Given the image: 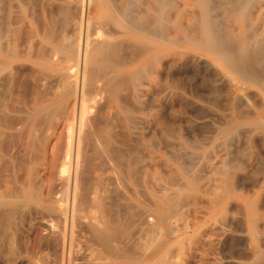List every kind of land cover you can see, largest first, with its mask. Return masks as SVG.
Masks as SVG:
<instances>
[{
  "label": "bare ground",
  "instance_id": "bare-ground-1",
  "mask_svg": "<svg viewBox=\"0 0 264 264\" xmlns=\"http://www.w3.org/2000/svg\"><path fill=\"white\" fill-rule=\"evenodd\" d=\"M3 1L4 7L2 6L3 8L1 9V3H3ZM26 1L27 0H25V2ZM38 1H41V9L38 8V10L41 11L40 16L30 14L28 15V19L25 18V20L27 19L30 23V28L26 32L28 33V35H26L29 39H21V35L18 33L19 30L17 31V28L13 26L14 23L17 22L14 21L15 17H13L12 14V5L15 3L12 4V0H0V11L2 10L0 14V19L2 20V22H0V87L2 86V81L7 80L13 93H11V95H13L11 97H14L11 106L6 104L9 105V107L0 109L2 112L4 111L3 115H0V175H4L7 172L11 175V177L8 176L10 179H7L6 182L0 183V188L4 187L1 189L3 192L4 190H9L10 193L15 194V196L10 199L0 196V204L9 203L12 208V214L17 218L19 217L18 214L21 213L20 203L22 200L41 202L50 210H54L56 205L64 200L66 210H69L68 206L73 210L72 213H70L71 216L69 219L74 222V216L72 215L74 209L78 210L80 207L86 209L84 206L91 202L90 198L92 199L91 196L88 197V193H92L94 188L96 191L98 189L100 193L98 192V194H96L97 196L92 200L93 202L95 201L98 206L102 207L104 218L103 220H101L102 218H97V220L100 219L101 222L99 225L92 228L93 234L97 236L101 242L119 241L124 249H129L131 243L133 246L134 241L137 240L133 239V242H130V245L128 244L129 239H131L130 237L133 235L137 234V236L145 239L150 238V241L141 239V241L143 240L141 245L142 260L140 263L136 264H170L168 261L169 259L165 258L164 254L166 253H164L162 244L159 242L157 243L156 241L158 240L152 238L154 236H150L152 232H157V230H153V228V231H151L148 228H141L142 230L140 232V227H136L138 231L135 234L134 231L132 233L129 230L132 225L130 227L127 224H123L109 215V211H113L114 209L121 211L122 208L121 210L117 208L121 206V204L118 206L116 202L119 199L118 196H116V200H114L113 197L109 199V181L106 176L111 172L115 174L114 172L121 173L123 171L125 174L124 169H126V167L128 169L127 172H130L133 176L139 175V172H137L136 175L137 168H135L134 165L131 168L129 167V165L134 162L133 160L131 162L129 159L131 155L128 157V152L118 150L119 148L114 149L115 145L112 148V142L114 140L120 142L122 145L132 142L129 137V140H127L128 133H126V129L128 125H130L128 123H133L134 121L132 122L131 118L123 116L122 112L133 111L135 107L139 109L136 104L140 102V94H143L142 96L147 94L148 91L151 90L150 88L152 87V83H154L153 81L157 82V80H160L161 82L163 81L164 83L176 86V83L180 82V80L178 81L177 78H174L169 71H171L175 65H180L179 67H182L184 64H190L188 62L195 61L202 68H206L207 66L215 68L218 72L217 78L221 81H219V84L226 85L227 88H229L227 90H230V93H228L230 94V110H228L227 113H222L223 116L221 117H218L219 115L217 116V121L219 122L217 128L215 127L217 129V136L223 138L224 144L229 148L231 145L237 144V142L239 143L242 136H246L252 146L257 148V146L261 144L264 149V0ZM38 1L36 2L37 4H32L34 6L39 4L40 7V2L38 3ZM61 1L69 6L74 5V8L77 9V13H72L75 15L70 19L71 21L66 26V30L59 33L57 32L58 30L56 31V26L60 23L59 18L61 15H67L68 11L65 5L61 6L59 4ZM25 2L24 5L27 6ZM74 8H70L69 10ZM18 16L20 17V15H17V17ZM19 20L24 21L23 17ZM61 21H63L62 18ZM59 26L61 27V25ZM60 27L58 28L60 29ZM201 67L200 69H202ZM216 71L215 73H217ZM204 72L206 71L204 70ZM30 81L35 82V86L31 82L34 86L31 85L30 87V90L33 88L31 94L28 93L31 92L28 90ZM10 92L11 91H9V93ZM225 95L227 96V94ZM256 95L259 97L260 101L259 99L256 100ZM143 102H145V100ZM116 105L120 110L117 109L118 107L114 108ZM255 105L258 107V109H254L256 111L255 113L244 111L255 108ZM0 106H2V104H0ZM109 106H113L115 111L114 114H106L105 110H107L106 108ZM178 110L180 112L181 106H179ZM161 119L163 123L162 126H166L165 129H167V127L171 128L169 121L165 118ZM180 125L181 124H179V126ZM244 125L249 126V130H247L245 134L241 131ZM133 126L134 123L132 127ZM176 126L177 129L178 125ZM181 129L179 128V130ZM124 133H126L127 136ZM177 133L180 132L176 131V134ZM147 142L148 141H146V143ZM135 143H133V145ZM136 145L137 144H135V146ZM12 146L13 149L10 148ZM8 147L11 149L10 154L8 153L10 150L7 151ZM254 148L251 147V149ZM131 150L132 149H130V151ZM251 151H249V153ZM260 152L264 153V150ZM251 153H253V151ZM7 154H9L8 157L6 156ZM96 154L102 157L101 163L99 162V164H97L102 168V173L104 172L103 174H105V176H93L94 178H92L90 173L93 171L92 168L94 164L91 161V157ZM259 155L258 157H261L263 154L259 153ZM182 158H184V156ZM232 158H234V156ZM248 158L251 159V156ZM166 164H168V162ZM95 168L96 167H94V169ZM256 169L263 174L262 183L264 186V165ZM171 173H169L170 178L173 176H170ZM121 175L123 174L121 173ZM141 175L143 174H141L140 168V176ZM156 175L154 174V176ZM189 175L183 177L186 181L184 184H182L183 181H178L177 183V180L172 177L171 179L175 180L176 183L171 182L169 184L174 185V188H167V190L169 189V191L172 192L163 196V193H166L163 191L161 197L159 193V197L155 196L153 201H151V210L156 217H154L153 214H151V216L149 213L147 214L150 217L153 216L150 222L154 220V226L163 224L166 228H170V220L172 219L170 216L171 208L178 201L180 202L183 195L199 188L196 179ZM114 176L116 177V175ZM148 176L149 174L147 177ZM123 177L121 179H123ZM138 177L135 178L137 179ZM169 177L167 181H169ZM180 179L179 177L178 180ZM148 180L150 182V179ZM240 181L242 180L240 179ZM136 183L137 182L134 183L135 186ZM154 184L155 181L153 185ZM254 184L255 181L252 185ZM202 185L200 184V188ZM252 185L250 188H252ZM225 186L228 193L243 188L239 181L234 183L233 178L231 179L230 172L226 173ZM149 189H151L150 186ZM152 191L153 189H151V192ZM63 192L65 195H63ZM117 192L118 191H116V193ZM6 193L7 192H5V194ZM45 193L47 195L44 200L43 195H45ZM94 193L96 192L94 191ZM146 194H142L143 197H146L144 198L146 200L145 202H147L148 199L150 200L148 194L145 196ZM7 196L9 195L7 194ZM143 197L140 199H143ZM95 203L94 206L96 205ZM252 204L254 207L255 203H251V205ZM242 205H244V203H242ZM78 206L80 207L77 208ZM87 209L86 211H88ZM5 210L6 208L4 212H6ZM81 210L84 211V209ZM117 210H115V212ZM125 211L123 212L126 213ZM144 211L146 210H143V212ZM174 211L176 212L177 209ZM180 211L183 210L181 209ZM240 211L242 210L240 209ZM100 212L101 210H99V213ZM99 213L97 215H99ZM124 213L121 214L125 215ZM101 214L102 213H100V215ZM127 214L129 213L127 212ZM239 214L242 215L241 212ZM129 215L131 216L132 214ZM50 216L53 217L54 215L51 213L49 217ZM60 216L58 215L56 217ZM47 217L48 216H46V219ZM146 217L148 218L147 215ZM154 218H157L156 222ZM1 219L3 220V218ZM76 219L77 218H75V220ZM261 219L263 222L264 218ZM55 220L56 219H54V221ZM128 220L127 218V223ZM131 220H129L130 222L128 224L131 223ZM135 220H133V224L137 221L139 222L140 219ZM4 221L5 220L2 222ZM144 222L146 223V221H143V224ZM18 224L19 222L16 221V232H18ZM50 224L51 223H49L47 228H50L49 226L51 225L53 226V224ZM81 226H83V224ZM160 229L162 228L160 227ZM249 229L252 238L254 237L258 242V239L263 234L260 231L261 229H259L255 210L251 216ZM50 230L52 231V229ZM54 230L53 228V232ZM85 232L89 233V230ZM155 234L160 235V232L159 234ZM90 235L91 233H89V236ZM91 238H94V236ZM249 241L251 242V240ZM15 244H17V242ZM15 244L12 245L14 246ZM137 246L139 247V243L135 246L136 248H132L140 249V247L138 248ZM169 247L168 249H170ZM110 249H113V246ZM15 250L13 252L11 249L13 253L16 252ZM109 252L110 250H108V253ZM168 252L169 251H167V253ZM255 253L256 252H254V254Z\"/></svg>",
  "mask_w": 264,
  "mask_h": 264
},
{
  "label": "rangeland",
  "instance_id": "rangeland-1",
  "mask_svg": "<svg viewBox=\"0 0 264 264\" xmlns=\"http://www.w3.org/2000/svg\"><path fill=\"white\" fill-rule=\"evenodd\" d=\"M12 1H13L12 4L15 3L14 5H12V12H13L12 14H13V17H15L14 21L15 22L17 21L16 23H14L13 26H14V28H17V31L19 30L18 33H19V35H21V39H25V38L29 39V37L27 38L28 33H26L30 28V23L27 21L28 15L33 14L34 16H40L41 11L38 10V8L41 9V1L27 0L28 1V2L26 1L27 3L25 2V0H21V1L20 0H12ZM33 1H35V2H33ZM37 1H38V3L40 2V7H39V4L37 6L33 5ZM24 2L27 6L24 5ZM59 4L61 6L65 5L68 9L67 15L66 14L61 15V17L59 18L60 23L59 22H58L59 24L57 23L58 25L56 26V31L58 30L57 32L60 33V32H63L66 30V26L71 21L70 19H72L74 17L73 15H75L72 13H77L76 12L77 9L74 8L75 7L74 5L69 6L63 1L59 2ZM2 6L4 7V1H3V3H1V9L3 8ZM68 6L70 8H74V9L69 10L70 8ZM14 11H17V12H14ZM1 12H2V10L0 11V14H1ZM18 13H20V14H18ZM17 15H20V17L19 16L17 17ZM22 17H23L24 21L19 20V19H22ZM25 18H27V19L25 20ZM61 18L63 21H61ZM16 19H18L19 21ZM0 22H2L1 19H0ZM17 23H19V24H17ZM59 25H61V27L63 29ZM58 27H60V29ZM194 62L195 61L188 62L190 64H184L183 65L184 67L182 65H181L182 67H179L180 65H175L174 68H172V70L169 71V72H171L170 74H172V76H174V78H177L178 81L180 80L181 83L177 82L176 86H172V84H169V83L167 84V83H164L163 81L161 82L160 80H157V82L153 81L155 84L151 82L152 83V87L150 88L151 90L148 91V93L145 94L144 96H142L143 94H140V97H139L140 102L138 104H136V106L139 107V109H137L135 107V108H133V111L122 112L123 116H126L127 118H131L132 122L134 121L133 127H132L133 123H128V124H130V125H128V128L126 129V133H128V136L126 133H124L127 136V140H129V138H130L131 139L130 141H132V142H129L130 145L129 144L122 145L120 142L114 140L112 142V144H113L112 148L115 145L114 149L119 148L118 150L128 152V157L131 155L129 157L130 161L131 162H132V160L134 161L129 165V167L131 168L134 165L135 168H137V171L135 169L136 175H137V172H139L138 173L139 175L133 176L130 172H127L128 169L126 167V169H124L125 170L124 172L126 175L123 173V171L121 172L124 175V177H123V175H121V173H117V172H114L115 174H113V172H111L113 175L111 173H109L108 174L109 176L108 175L106 176L108 178V181H109L108 187L110 188V189L108 188L109 199H112V197H113V199L116 200L115 198H116V196H118L119 199L116 202H117L118 206H120V204H121V206L117 207V208L120 210L122 208L121 211H119L117 209H114L113 210L114 212L109 211V215L112 218H115L116 220L122 222L123 224H127L130 227L132 225V227L129 230L132 233L134 231L135 234L137 233V231H138L137 228H139V227H140V232L142 230L141 228H148L151 231L157 230V232L156 231L152 232L153 234L151 233L152 235L150 234V236L151 237L154 236L155 238L154 237H152V238L154 240H158V241H156L157 243L159 242L160 244H162V246L164 248V253H166V254H164L165 258L169 259L168 261L170 264H264V237H263L264 236V230H263L264 224H262V223H264V219H263V222L261 219V218H264V189H263L264 186L262 183L263 182V174H261L256 169V168H259V167L264 165V163H263L264 157H262V156H264V153L260 152L261 150L263 151L264 149L261 146V144H259L257 146V148L255 146H252L249 143L248 138L246 136L241 137V139H240L241 143L237 142V144H234L236 146L231 145L229 148L224 144L223 138H221L220 136L219 137L217 136V129L216 128H217V125L219 124V122L217 121L218 120L217 116L219 115L218 117H221V116H223L224 112L227 113V111L230 110V102H229L230 94H228V93H230V90H227L229 88H227L226 85L219 84L220 79L217 78L218 72L216 71L215 68L208 67V66L206 68H204V67L202 68L198 63L195 62L196 63L195 64ZM185 67H186V69H185ZM200 67L202 69H204L206 72H204V70L200 69ZM211 69L213 70V72ZM191 71H192V73H191ZM215 71L217 73H215ZM188 72H190V73H188ZM178 75H179V78H178ZM3 82L6 83L7 80L2 81V86L0 87V93H1L0 104H2V106H0V109L5 108V107H9V105L11 106V103L13 102V98H14V97H11L13 95H11L12 90H11L8 82L6 83L7 86ZM31 82L32 81H30V83ZM158 82H161V83H158ZM30 83L28 84L29 85V89H28L29 91L33 90V88L30 90L32 83L35 86V82H32L31 84ZM224 90H226V91H224ZM9 91H11V92L9 93ZM28 93L31 94L32 91L28 92ZM5 94H6V97H5ZM225 94H227V96ZM228 96H229V98H228ZM227 98H228V101H227ZM255 98H256V100L259 99V97H257V95L255 96ZM143 99L145 100V102H143L144 101ZM8 100H10V101L12 100V101L10 102ZM259 101H260V99H259ZM6 104H9V105H6ZM179 106H181L180 112L178 110ZM226 106H228V107H226ZM117 107H118L117 105L114 106V108H117ZM108 108H106L107 110H105L106 114L111 115V114L115 113L113 106H109ZM117 109L120 110L119 107ZM254 109H258V107L255 105V108H253V109L251 108L250 110H244V111H247V112L251 111V112L255 113L256 111ZM3 112H2V110H0V115L1 114L3 115ZM215 112H216V114H215ZM218 113H220L221 115ZM162 116H164V117H162ZM12 117H13V115H12ZM161 118H165L167 121H169V123L171 124V128L167 127V129H165L166 126H162L163 123H162ZM160 120H161V123H160ZM215 122H216V124H215ZM179 124H181V125L179 126ZM176 125H178L177 129H176V127H177ZM179 128L180 129L182 128V129L179 130ZM163 129L165 130V132ZM168 130H171V131H168ZM174 130H175V132H174ZM247 130H249L248 125H244V127L241 129V131H243L244 134L247 133ZM176 131L180 132V133H177L179 136L176 134ZM194 135H196V136H194ZM209 138H211V139H209ZM246 140H247V142H246ZM146 141H148V142L146 143ZM243 141H245V142H243ZM137 142H140V143H137ZM133 143H135L137 145L135 146V144L133 145ZM251 147L252 148L255 147V148L251 149ZM10 148L13 149V146ZM10 148L8 147V149H7V151L10 150L8 152L9 154L11 152ZM249 148H250V150H249ZM130 149H132V150L130 151ZM241 149L243 151H246V152H243ZM16 150H18V149H16ZM251 150L253 151V153H251L252 152ZM249 151H251V152L249 153ZM257 151L260 154H263V155H261L262 158L258 157L260 155ZM235 152H237V153H235ZM9 154H7L6 156L8 157ZM132 154H134V155H132ZM183 156H184V158H182ZM233 156H234V158H232ZM250 156H251V159L248 158ZM101 159H102V157L97 155V154L95 156L91 157V161L94 164L93 168H92L93 171H91V173L93 175L90 173L92 178H94L93 176H95V177L100 176V175L105 176V174H103L104 172L102 173V168H100V166L98 165L99 162L101 161ZM217 159H218V161H217ZM258 161H261V162H258ZM167 162H168V164H166ZM240 162H241V164H240ZM255 162H257L258 164ZM244 164H245V166H244ZM254 165H255V167H254ZM94 167H96L99 170H97L96 168L94 169ZM138 167L141 168V174H143L141 176H140V168H138ZM151 167H152V169H151ZM242 167H243V169H242ZM142 168H143V170H142ZM187 170H189V171H187ZM157 171H158L159 175H158ZM165 172L168 174V176ZM227 172H230L231 179L233 178L234 183L239 181V183L243 187L241 190L236 189L233 191L234 193L233 192L228 193V190L226 189V186H225L226 185V173ZM258 172H259V174H258ZM156 173H157V175H156ZM161 173H163V174H161ZM169 173H171L170 176L173 175V176H171V178L172 177H173V179L175 178V180H177V183H178V181L179 182L183 181L182 184H184L186 182L183 179V177L190 174L189 176L194 177V179H196L197 183L199 184V188H198L199 190L198 189L192 190L189 193H187L188 195L187 194L183 195L182 198L180 199L181 203L178 201L171 208V210L174 208L172 210L173 213L175 212L174 210L177 209V211L173 214L172 211L170 210V216L172 219L170 220V226H169L170 228H166V226L163 224H158V225L154 226L153 225L154 220L150 222V220H152L153 216L155 215V214H153L154 212L151 210V208H152V202L151 201H153L155 196L159 197V193H160V197H161V194L163 193V191L166 192V193H163V196L170 194L172 192V191H169V189L167 190V188H174V185L169 184V183H171V182L173 183V182H175V180H172L169 177ZM5 174H4L5 176L3 174H2L3 176L0 175V183L1 182L4 183L7 181V179H10L8 177V176L11 177V175H9L10 173L7 172ZM148 174H149L148 177H150V178L147 177ZM154 174L156 176H154ZM114 175H116V177ZM112 177L114 178V180ZM122 177H123V179H121ZM125 177H126V179H125ZM135 177H138L137 178L138 180ZM168 177H169L170 182L167 181ZM177 177L178 178L180 177L181 179L178 180ZM202 177H203V179H202ZM139 178H141L142 180ZM147 178L150 179V182ZM135 179H136V181H135ZM240 179L242 181H240ZM138 181H140V182H138ZM154 181H155V184L153 185ZM254 181H255V184H257V185H255V184L252 185L254 183ZM135 182H137L136 186L134 185ZM148 183H149V185H148ZM207 183H208V185H207ZM200 184L201 185L203 184L201 186L202 189L200 188ZM260 184H261V186H260ZM129 185H131V186H129ZM137 185L141 188H139ZM251 185H252V188H250ZM149 186L151 187V189H153L152 192H151V189H149ZM2 188H4V187H2ZM2 188H0V196L4 197L6 199H10L11 197L15 196V194L10 193L9 190H6V191L4 190V192H3V190H1ZM115 188L118 190H116ZM158 189H160V190H158ZM251 189H252V191H251ZM94 191L96 193H94ZM94 191L92 193H90V192L88 193L89 194L88 197L91 196L93 200H94V197L97 196L96 194H98V192L100 193V191H98V189L96 191L94 188ZM116 191H118V192L116 193ZM159 191H161V192H159ZM254 191H255V193H254ZM5 192H7V193L5 194ZM146 193L148 194V196L150 198V200L148 199L147 202H149L151 205L149 203L145 202L146 200L144 198H146V197H143V195H142V194H146ZM153 193H154V195H153ZM155 193H156V195H155ZM7 194L9 196H7ZM147 194L145 196H147ZM46 195H47L46 193H45V195H43L44 200L46 199ZM63 195H65L64 192H63ZM236 195H237V198H236ZM121 196H124V197H121ZM233 196H235V197H233ZM142 197H143V199H140ZM184 197H185V199H184ZM92 199L90 198L91 202L88 205L84 206V207H86V209L89 207L87 209L88 211H86L85 208H82L80 206L77 207V208L80 207V209H78V210L74 209V212L72 214L74 216V219H73L74 222L69 219L71 216L70 213H72L73 210H71L70 206H68L69 208L67 207L69 210H66V207H65L66 205L64 204V200L60 201L56 205V208L54 210L48 209L41 202L22 200L20 203L21 213L18 214L19 217H17V218L14 217V214H12L13 213L12 208L10 207L9 203L0 204V214L2 212H4V209L6 208V210H5L6 212L3 213L4 215L3 214H1L3 216L0 215L1 218H3V220H5L4 222H2L3 220L0 218L1 219L0 220L1 221L0 226H2V227H0V233H1V235H0V264H136V263H140V261L142 260L141 245H142V241H143V240L141 241V239H145V238H141V237L137 236V234L131 236L130 237L131 239H129V241H128L129 245H130V242H133V239H137V240L134 241L133 246L131 243V245L129 246V249H124V248H122V245L119 241H117L118 243L116 241H103V242H101V240H99V238L93 234L92 228H94L95 226L100 224L101 220H103V218H104V214H103L102 207L98 206L95 203V201L93 202ZM194 199H195V201H194ZM254 199H256V200H254ZM94 203L96 204L95 206H94ZM242 203H244V205H242ZM251 203H255L254 207H253V204L251 205ZM132 204H134V205H132ZM1 207H2L3 211L1 209ZM92 207L95 209H93ZM193 207H194V209H193ZM210 208H212V209H210ZM57 209H59L60 211ZM81 209H84V211ZM97 209L101 210V212H100V213H102L101 215L99 213V210H97ZM181 209L183 211H180ZM240 209L242 211H240ZM41 210H43V211H41ZM115 210H117L116 211L117 214H116ZM125 210H127V211H125ZM143 210H146V211L143 212ZM191 210H192V212H191ZM254 210H255V213L257 215V222H258L259 229H261L260 231L263 234L260 236V238H259L260 240L258 239L259 244H258L257 240H255L254 237L252 238V235L250 234V229H249V223H250L251 216H252ZM123 211H125L126 213H124ZM127 212L129 214H132V215L130 216L129 214H127ZM141 212H143V213H141ZM240 212L242 215L239 214ZM47 213H48V215H47ZM51 213L54 216L53 217L50 216L51 217L50 218L49 215ZM85 213H87V214H85ZM94 213H95L96 217H95ZM98 213H99V215H97ZM121 213L122 214L124 213L125 215H122ZM135 213H137L138 215ZM147 213H149L150 216H151V214H153V216L150 217ZM114 214H115V216H114ZM145 214L148 216V218L146 217ZM28 215H29V218H28ZM58 215L59 216L61 215V216L56 217ZM66 215H67V217H66ZM121 215L123 216V218ZM42 216H44V217H42ZM46 216H48L47 219H46ZM143 217L145 220L143 219ZM154 217H156V216H154ZM75 218H77L76 219L77 221L75 220ZM93 218H94V220H93ZM97 218H100V219L102 218V219L97 220ZM127 218L129 220H131V218H132V220H131L132 224L131 223L128 224L130 222L129 220L127 223ZM54 219H56V220L54 221ZM66 219H67V221H66ZM135 219L136 220L140 219V220H139V222L137 221L135 224H133V220H135ZM141 219L143 221H146V223L144 222V224H143V221ZM16 221L19 222L18 232L15 231ZM65 221H66V223H65ZM156 221H157V218L155 219V222ZM244 221H245V223H244ZM62 222H64V223H62ZM79 222H81L83 224V226H81L82 224ZM49 223L53 224V226L50 224L51 225V226H49L50 228H47ZM44 225H45V228H44ZM76 225H78V226H76ZM152 225H153V227H152ZM218 225H220L221 227ZM80 226H81V229H80ZM52 227L55 229L54 232H53ZM160 227L162 229H160ZM50 229H52V231ZM1 230H2V232H1ZM86 230H89V233H91V235H92V236L91 235L90 236L91 237L94 236V238H91L89 236V233L85 232ZM50 231L53 233H51ZM73 231H74V233H73ZM161 231H162V233H161ZM47 232H49V233H47ZM159 232H160V235L155 234V233L159 234ZM246 233H248V234H246ZM38 235H40V236H38ZM162 237H164L165 239ZM90 238L94 239V240H91ZM161 238L163 239V241ZM58 240H59V242H58ZM145 240L150 241V238H147ZM176 240H178V241H176ZM249 240H251V242ZM42 241H45V242H42ZM16 242H17V244H15ZM136 242L139 243L140 249H134V248H136L135 246L138 245V243H136ZM173 242H174V244H173ZM244 242L246 243V245ZM176 243H177V246H176ZM12 244L16 245V246L14 245L16 247V250ZM107 245H109V246H107ZM112 246H113V249H110ZM131 246L134 248H132ZM168 247L170 249H168ZM179 248H181V249H179ZM11 249L13 252H14V250L16 252L13 253L11 251ZM17 250H18V252H17ZM108 250H110L109 253L111 255L108 253ZM251 250L256 252V253L254 254V252H252ZM167 251H169V252L167 253ZM116 252H117V255H116ZM121 254L122 255L124 254V255L122 256ZM112 256H114V257H112Z\"/></svg>",
  "mask_w": 264,
  "mask_h": 264
}]
</instances>
